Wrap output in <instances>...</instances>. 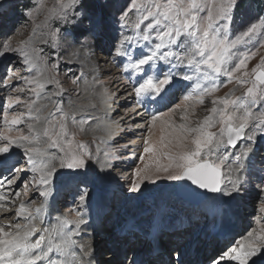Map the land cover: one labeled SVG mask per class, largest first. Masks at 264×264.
I'll list each match as a JSON object with an SVG mask.
<instances>
[{
	"label": "snow or ice",
	"instance_id": "snow-or-ice-1",
	"mask_svg": "<svg viewBox=\"0 0 264 264\" xmlns=\"http://www.w3.org/2000/svg\"><path fill=\"white\" fill-rule=\"evenodd\" d=\"M57 5V9L49 10L42 25L49 28L47 35L53 48L58 47L60 32L59 28L53 30L47 23L53 16L74 27L89 21L88 27L79 33L84 36L82 47L90 38H95V24L91 18L84 12L72 11L83 8L82 0H57ZM236 5L237 0H220L219 3L216 0H211V3L203 0H130L128 7L121 12L118 22L124 29L130 24L129 14L135 10L137 19L132 27L136 35L122 34L113 45L112 54L124 61L122 71L134 78L132 93L137 103L158 106L150 121L137 127L147 128L152 133L155 123L167 118L163 120L159 140L144 138L143 151L139 156L144 161L145 154H150L155 169H149L147 165L137 167L128 178V192H140L146 180L153 182V175L164 173L167 180L189 182L190 188L212 193L224 203L240 194L245 183L241 173L256 152L258 137L264 138V58L249 72L248 61L256 53L242 52L240 46L250 43L257 35L264 37V32H261L264 17L261 18L262 23H252L232 38L229 32ZM43 8L44 0H40L36 10ZM205 11L207 14L202 15ZM26 15L32 17L33 11H27ZM257 43L264 46V38ZM0 48L3 49L0 54L19 53L21 63L30 73L35 72L34 76H21L20 79L34 85L30 90L36 97L46 95L47 84L55 83L63 91L59 80L46 75L57 69V63L49 67L47 59L40 55L42 49L34 47L31 38L15 48L5 40L0 43ZM161 65L167 70H163ZM222 77L226 80L221 81ZM78 80L79 77L72 82L75 84ZM232 81L249 86L242 96L228 94L213 98L208 115L193 124L189 120L188 102L203 104L205 96H212L222 83ZM177 87L185 91L182 103L160 111V106L167 107L170 103L172 90ZM24 91L20 89V92ZM13 99L16 104L21 103L19 95ZM24 103L28 108V120L33 121L26 124L27 134L16 128L17 134L11 135L13 126L26 121L14 114L9 118L7 111L3 113L7 130L0 134V189L11 188L22 174L31 172V179L24 182V194L27 195L29 187L34 186L47 201L61 170H67V182L79 179L83 183L89 161L95 159L101 173L112 167L110 160L113 157L108 152L104 153L103 160L94 157L84 143L75 140L76 133L69 129L70 121L72 125H79V131L83 132V126L93 117L82 116L77 120V110L65 112L59 105L44 115L45 105L36 106L35 99ZM12 106V103L8 105L9 108ZM178 112L179 123L172 119ZM213 128L217 131H211ZM239 141L244 143L238 145ZM237 147L239 151L229 152L230 148ZM14 149L22 151L26 167L19 166L20 160L15 158ZM161 158L166 163H160ZM260 187L264 191V183ZM13 195L19 197L21 193L14 192ZM88 195L85 187L75 198L83 205ZM8 200V196L0 193V201ZM12 202L15 203L14 200ZM3 209L5 204L0 203V210ZM44 210V203L40 208L31 209L21 201L15 216L25 222L0 224V264H91L90 259L77 258L73 251L77 244L73 237L87 223L84 214L77 209H69L73 219L67 215L58 216L56 223L42 227ZM230 262L264 264V228L249 232L246 238L236 241V245L213 257L211 264ZM175 264H181L178 257Z\"/></svg>",
	"mask_w": 264,
	"mask_h": 264
},
{
	"label": "rangeland",
	"instance_id": "rangeland-1",
	"mask_svg": "<svg viewBox=\"0 0 264 264\" xmlns=\"http://www.w3.org/2000/svg\"><path fill=\"white\" fill-rule=\"evenodd\" d=\"M241 1L237 0V5ZM39 2L40 0H0V43L8 40L11 42L13 48H15L20 42L28 41L31 38L34 47L42 49L40 55L47 59L49 67L52 63H57V69L46 73V75H51L59 80L63 91H60V88L55 83L47 84L45 85L46 95L39 98L36 97L30 90L34 85H28L24 80L20 79L21 76H34L35 72L30 73L27 70V66L21 63L22 58L19 53L10 52L0 54V134H3L7 130L3 119V113L5 111L9 113V118L14 114L26 121L25 124L13 126L10 134L16 135V128H19L23 133L27 134L26 124L27 122L33 121L28 120V108L24 102L33 99L37 102L36 106H46L44 108V115L54 111L56 106L59 105L65 112H71L73 109L77 110V120L82 116H91L94 118L89 120L87 125L83 126L85 129L83 132L79 131V125H72L70 121L69 129L71 132L76 133L75 140L84 143L87 146V151L91 152L94 157L103 160L105 152H108L113 157L110 160L112 167L105 171L104 183L101 182L102 173L94 159L88 162L87 175L83 179V183L79 179L67 182V170H61L53 185L52 195L48 199L49 201L54 200L60 216L67 215L69 219H73L74 215L69 212V209H77L87 214L88 217L84 218L87 223L82 225L81 228L84 231H88V233L95 232L94 235L87 238L91 242L93 239V242L96 243L94 244V250H98L100 254L102 253L101 255L103 257L96 252L97 257L99 259L101 258L100 261L104 260L105 262L106 259L108 261L110 260V258H105V255L110 253V249L106 247H111L109 241L112 237H109L115 231L117 225L133 216L131 228L134 227L135 222H138L137 218L142 223H148L151 219L150 217L156 216V214L152 215L155 210L153 209L154 207H151L152 204H156V200L158 201L156 196L162 195V192L165 190H167L166 194L171 193L172 195L168 199L171 206L168 204L169 208L167 212L161 214V221L163 223L170 221L172 223H179L183 220L191 222L190 225L186 222L184 224H187L189 227L187 233L191 236L188 238L193 240L198 239L194 245L197 247L196 251H201L205 255L210 250L208 257L204 258L205 264H211L213 257H217L222 251L236 245V241L246 238L249 232L254 230L259 231L261 228H264V191L260 187L264 183V163H261L262 159H264V138L258 137L256 152L248 161L244 172L241 173V178L245 183L241 187L240 194L227 203H224L220 198L218 208L221 214L220 216H224L221 219L217 217L212 223L208 222L210 224H207L201 218L200 215H205L207 212L200 205L191 206L179 197L178 193L175 194L174 187L178 182L167 180L164 173H160L158 176L153 175V182L146 180L142 184L140 192H128V184L130 183L128 178L137 167L144 168L147 165L149 169H155L156 165L149 158L150 154H145L144 161H141L139 156L143 151L144 138L159 140L161 128L164 126L163 120L167 119L162 118V120L157 121L152 133H149L147 128H133L134 125H142L150 121L151 115L157 111L158 107L152 104L140 105L138 107L137 98L132 93L133 83L135 82L134 78L128 72L122 71L124 61L112 54L113 45L120 39L122 34L135 37L136 30L132 25L136 22L137 14L133 10L128 17L130 20L129 26L121 29L118 22L119 16L128 7L130 0H82L83 8H76L72 11L84 12L91 18L95 24V38H90L88 44L82 47L84 36L79 35V33L83 28L88 27L89 21L85 20L79 27H74L72 24H64L53 16L47 23L53 30L60 29L58 47L53 48L50 38L47 35L49 28L42 25L45 22V16L49 10L58 8L57 0H44V8L36 10V5ZM203 2L211 3V0H203ZM216 2L219 3L220 0H216ZM29 10L33 11L32 17L26 15V12ZM206 14V11L202 13V15ZM262 17H264V0H246L245 6L240 11L236 10V7L233 11V21L230 25L229 32L230 37L235 38L252 23H262ZM147 23L148 21H145V24ZM261 32H264V27L261 28ZM261 38L264 37L257 35L250 43L240 46V51L242 52L254 51L256 53L248 61L247 71L249 72H251L252 68L260 64L261 59L264 58V46H259L257 43ZM45 41H48V43H45ZM0 53H3L2 48H0ZM94 58H97L99 63L92 61ZM92 62L98 68L95 69ZM160 67L163 70H167L163 65ZM9 69H12V71H9ZM94 70L95 73H93ZM77 77H79V80L74 84L72 81ZM220 80L224 81L226 78L222 77ZM248 86L238 85L235 81L222 83L212 96L204 97L205 102L203 104L192 101L188 102L189 120L195 124L197 121L202 120L204 116L208 115L207 110L212 107L211 101L213 98L224 97L228 94L232 97L242 96ZM21 88L25 89V91L20 92ZM53 93L59 94L52 95ZM184 94L185 91L177 87L167 107L160 106L159 110L166 111L168 107L182 103ZM17 95L20 96V104L14 102L13 98ZM102 96L103 99L106 97L110 101L108 105L106 104L104 112H101L98 107L102 103ZM10 103L13 105L11 108L8 107ZM154 109L156 111H153ZM137 113H141V116L136 117L138 116ZM107 114L110 116H107ZM179 115L180 113L178 112L172 117L177 123L180 122ZM105 117L112 118L115 123L114 125H118L113 135L109 136L98 130L97 123L102 122ZM136 122L138 123L134 124ZM211 131H217V128H213ZM133 139H137L138 141L136 146H132L135 141ZM243 143L244 141H241L238 145H242ZM232 151H239V147L236 149L230 148L229 152ZM14 154L15 158L20 160L19 166L26 167V159L23 157L22 151L14 149ZM160 163H166V161L161 158ZM224 171L226 172L227 169ZM32 175L31 172H26L22 174V178L18 179L11 188L0 189V193L9 197V200L6 201L7 206H5L10 210L9 215L3 216V214H0V224L7 225L9 222H25L23 218H17L15 216V211L21 201H24L26 206L31 209L36 208L35 206L38 204L46 202L39 195V190L35 189L34 186L29 187L27 195L24 194V182L25 180H30ZM85 187L89 195L83 205H81L75 197ZM14 192H20L21 195L15 197L13 195ZM57 196L60 202L57 200L56 204ZM104 197L107 198L103 199ZM216 198L219 197L216 196ZM101 199L104 200V208H108L110 205L112 213L102 225L94 226V220L91 223L88 220L90 221L93 217L92 213ZM164 199L166 200L167 198ZM13 200L15 203L12 202ZM165 203L163 204L165 205ZM202 206L208 211V205ZM83 207H86L87 211H82ZM142 212L143 214L141 215L140 213ZM174 215L177 216L173 217ZM226 215L228 217H225ZM45 219L46 216H43V220ZM133 220L135 221L133 222ZM197 220L200 221L195 225ZM231 220H235V223L238 224L229 226L227 222ZM218 223L217 232H226L227 237H232L236 233L234 231L235 229L242 228V230L240 235L234 237L232 241L217 250L216 248L218 247L215 246L214 241L215 237H212L213 233L211 231H216L214 228ZM94 228L97 230H93ZM81 232L82 236H80V239H85L84 232ZM216 235L218 234H214V236ZM112 236L115 238V235ZM179 237L180 234H176L174 239L177 241ZM169 238L171 239L167 241L173 240L172 237ZM159 240L163 245L167 243V241L164 242L160 238ZM203 241L206 248L202 251L203 246H200ZM76 245L75 248L79 250L80 242H77ZM211 248L212 250H216L215 254L211 252ZM230 264H236V262H230Z\"/></svg>",
	"mask_w": 264,
	"mask_h": 264
},
{
	"label": "bare ground",
	"instance_id": "bare-ground-1",
	"mask_svg": "<svg viewBox=\"0 0 264 264\" xmlns=\"http://www.w3.org/2000/svg\"><path fill=\"white\" fill-rule=\"evenodd\" d=\"M92 61H94V62H96V63H99V61L97 60V58H94V59H92ZM94 62H92V65H93V67L96 69V68H98L97 66H96V64L94 63ZM99 65V64H98ZM92 67V66H91ZM93 73H95V70H94V72ZM101 73V72H100ZM122 90V89H121ZM124 90V89H123ZM95 91V90H94ZM93 92V91H92ZM96 92H98V91H96ZM95 92V93H96ZM94 93V92H93ZM99 93V92H98ZM91 94V93H90ZM103 94H104V91H103ZM95 95H97V94H95ZM101 95V94H100ZM93 96V95H92ZM96 97V96H95ZM99 98V97H98ZM101 100H102V103H100L99 104V108H100V111L101 112H104V110H105V107H106V104L108 105L109 103H110V101L109 100H107L106 99V97L103 99V96L101 97ZM100 101V100H99ZM104 101V102H103ZM111 113H112V111H111ZM137 115L138 116H136V117H140L141 116V113H137ZM107 116H110V115H108L107 114ZM138 122H136V123H134V124H137ZM115 123H114V121H113V119L112 118H107V117H105V119H103L102 120V122H100L99 124L97 123V125H98V130H99V132H104L106 135H113V133H114V131H115V128L118 126H115L114 125ZM137 125H139V124H137ZM137 125H134V127L133 128H138L137 127ZM96 129V128H95ZM97 131V130H96ZM95 135H96V133H94ZM97 136V135H96ZM103 139V138H102ZM133 140H135L134 141V144H132V146H136L137 144H138V141H137V139H133ZM104 174H105V172H103L102 173V176H101V182L102 183H104V179H105V177H104ZM163 189V188H162ZM166 192H167V190H165L164 192H162L163 194L160 196V200H163L161 197H164V198H167V199H170L171 198V193H169V194H166ZM174 194V193H173ZM167 196V197H166ZM169 196V197H168ZM36 199V198H35ZM241 200V199H240ZM164 201V200H163ZM168 201V204L170 205V203H169V200H167ZM242 201V200H241ZM0 203H3V204H5L6 206H7V204H6V201H0ZM44 203V205H45V210H44V214H43V216H46V219L44 220V223H43V225H41L42 227H50L52 224H54V223H56V217H58V216H60V214H58V211H57V209H56V205L54 204V200H51V201H46V202H43ZM219 203H220V198H216V195H214V194H210L205 200H203V203H202V205H208V211H207V213L209 214V216H208V218H209V222L211 223V222H213V220H214V218L215 217H219L220 219L221 218H223V216L221 217L220 215V212H219V208H218V205H219ZM158 205H159V202L156 200V206L154 205V204H152V208L156 211V208L158 209ZM164 205V204H163ZM5 206V207H6ZM40 206H41V204H38V205H36L35 207L36 208H40ZM171 206V205H170ZM36 208H34V209H36ZM104 212L106 213L107 212V208L105 207L104 209ZM82 211H87V208L86 207H83L82 208ZM158 211H160L159 209H158ZM9 212H10V210H9V208H5V209H3L1 212H0V214H3V216L4 215H9ZM215 213L217 214V215H215ZM225 217H228L227 215L225 216ZM207 218V219H208ZM219 222V221H218ZM229 222V221H228ZM227 222V224L229 225V226H235V225H237L238 223H235V220H231L229 223ZM19 223H22V221H20ZM94 224V226H97L99 223H96V220L93 222ZM106 223V222H105ZM3 224V223H2ZM103 224V223H102ZM98 226H100V225H98ZM129 226V228H125V227H123V228H125L124 230H123V232H122V235L123 236H126V234H133L134 235V233L132 232L133 230V228H131L132 227V221H131V223L128 225ZM127 226V227H128ZM219 226V225H218ZM242 226V225H241ZM71 227H74V226H71ZM123 228H119V231L121 230V229H123ZM126 229H128V230H126ZM6 230H7V228H6ZM93 230H97L96 228H94ZM187 230H189V227H188V225L187 224H184V226H183V228H182V230H181V235H180V237H179V239H177V241H179L181 238H184V237H186L187 235H188V233H187ZM218 229H216V231H217ZM81 231H83L84 232V235H85V239H80V236H82V232ZM236 233L239 231V229H235L234 230ZM212 232V231H211ZM94 233L95 232H89L88 233V231H84L82 228H80V230H79V234L78 235H76V236H74L73 238L77 241V242H80V248H79V250H77L75 247L73 248V251L75 252V255H76V257L77 258H83V259H91V258H89V256H88V252H89V249L90 250H93L94 251V244H96V243H94L93 242V239H92V242L90 241V239L89 238H87V237H90V236H92V235H94ZM107 233V232H106ZM81 234V235H80ZM106 235V234H105ZM108 236H110V235H108ZM112 237V238H111ZM93 238V237H92ZM104 238V237H103ZM109 238H111V240L109 241V243L110 244H117V243H121V244H123V246L124 247H128V249H130V247H133L134 246V243H136V241L134 242H128V241H126V240H123V241H119L118 239L116 240L115 238H113V236L111 235ZM160 239H161V237H160ZM169 239H171V238H168L167 240H169ZM162 240V239H161ZM159 242H160V240H159ZM198 242V241H197ZM161 243V242H160ZM173 243H175V242H173ZM161 245H162V247L163 248H166L165 247V245H163L162 243H161ZM77 246V245H76ZM81 246H83V249L81 248ZM137 247H139V246H137ZM120 251H121V249H120ZM199 254V252H197V255ZM202 253H200V255H201ZM110 255V256H109ZM203 255V254H202ZM106 257L105 258H111L109 261H108V259H106V261L104 262V260L103 261H100V259H99V257H97V254L95 253L94 254V256H92V257H94L93 258V262H95V264H115V263H113V261H114V259H116V257H115V255H113V254H108V255H105ZM96 257V258H95ZM54 258H55V256H54ZM204 258L205 257H202V261H204ZM146 259H149V257L148 258H146ZM91 261V260H90ZM147 262V261H146ZM91 264H92V261H91Z\"/></svg>",
	"mask_w": 264,
	"mask_h": 264
},
{
	"label": "water",
	"instance_id": "water-1",
	"mask_svg": "<svg viewBox=\"0 0 264 264\" xmlns=\"http://www.w3.org/2000/svg\"><path fill=\"white\" fill-rule=\"evenodd\" d=\"M176 192L178 193L179 197L195 205H198L211 194L204 190H195L194 188H190L189 182L186 181L178 182L176 185Z\"/></svg>",
	"mask_w": 264,
	"mask_h": 264
},
{
	"label": "trees",
	"instance_id": "trees-1",
	"mask_svg": "<svg viewBox=\"0 0 264 264\" xmlns=\"http://www.w3.org/2000/svg\"><path fill=\"white\" fill-rule=\"evenodd\" d=\"M245 3L246 0H242L241 2H239L238 5L236 6V10L240 11L245 6Z\"/></svg>",
	"mask_w": 264,
	"mask_h": 264
}]
</instances>
